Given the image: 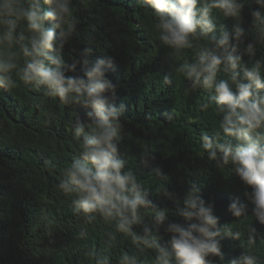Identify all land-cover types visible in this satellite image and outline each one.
Returning a JSON list of instances; mask_svg holds the SVG:
<instances>
[{
	"label": "trees",
	"instance_id": "1",
	"mask_svg": "<svg viewBox=\"0 0 264 264\" xmlns=\"http://www.w3.org/2000/svg\"><path fill=\"white\" fill-rule=\"evenodd\" d=\"M243 2L239 21L213 10V34L218 39L224 26L230 38L229 51L233 45L237 48L235 55H244L246 45L253 43L255 55H244V61H259L264 76V39L261 26L251 16L260 6L256 0ZM43 7L52 11L51 5ZM73 10L79 24L74 36L64 40L63 54L67 63L73 59L80 63L67 75L87 79L86 68L99 59L106 60L105 78L115 86L114 106L124 105L120 155L148 187L154 204L169 209V220L159 233L160 243L167 245L170 240L171 234L164 231L169 223H187L174 214L175 201L183 207L184 195L195 183L205 206H211L218 217L217 227L227 225L233 233L222 232L215 238L223 259L211 257L212 264H230L232 260L246 264L240 260L243 255L252 256L254 264H264V224L253 216L254 205L243 194L245 186L230 166L217 168L202 155L201 133L206 131L211 138L222 115L212 105L211 90H193L191 81L175 72L183 60L191 61L195 52L186 50L180 59L172 55L158 39L150 6L141 7L138 0H73ZM237 22L246 33L241 38L243 44L233 38ZM54 25L51 19L45 21L47 28ZM55 38L62 39L59 29H55ZM85 48L92 49L87 56L82 55ZM228 76L221 69L217 80ZM203 103H209V108L202 110ZM90 111L80 105L66 106L31 86L0 88V264H95L103 255L119 264L123 254L136 256L141 264H153L152 249L135 246L130 237L115 231L113 222L97 217L89 224L83 216L75 215L71 198L58 188L63 169L79 151L72 123L77 115L87 119ZM156 168L169 177L164 183L172 199L158 192L161 181L155 176ZM231 203L244 206L241 217L229 211ZM152 224L146 217L134 231L143 235V227ZM236 232L241 233L239 238ZM111 234L115 239H109Z\"/></svg>",
	"mask_w": 264,
	"mask_h": 264
},
{
	"label": "clouds",
	"instance_id": "2",
	"mask_svg": "<svg viewBox=\"0 0 264 264\" xmlns=\"http://www.w3.org/2000/svg\"><path fill=\"white\" fill-rule=\"evenodd\" d=\"M141 7L150 6L158 31V39L177 59L186 50L195 52L194 58L183 60L175 72L191 81L193 90H211L215 111L222 115L218 130L202 132V155L214 162L217 168L230 166L242 185L244 195L254 205L253 216L264 224V76L259 61L245 62L244 55L254 57L255 47L248 43L244 55H235L237 48L229 51V34L221 26V34L214 35L213 10L224 17L239 21L244 8L243 0H138ZM260 6L251 11L255 24L261 26L264 39V0H256ZM51 5L52 11L44 10ZM55 21L54 28L45 26L46 20ZM78 17L74 14L73 0H0V88L12 90L21 84L42 90L62 104H75L90 108L87 119L78 115L72 123V136L80 141L78 155L63 169L58 188L71 198L75 215L83 216L91 224L97 217L113 222L115 231L131 238L138 248L153 250V264H212L211 257L223 256L215 239L222 232L233 235L226 225L218 228V217L211 206H205L200 188L191 184L183 198V207L176 200L175 215L186 224L169 223L164 228L171 234L167 245L160 243V230L169 220V209L157 207L149 198V189L126 167L128 161L121 157L119 144L122 139L121 116L124 105L114 106L115 86L105 78L106 60L99 59L83 77L67 75L75 72L80 61L66 62L64 40L77 31ZM60 30L61 40L55 38ZM246 35L240 23L234 26V40L243 44ZM215 44V47L210 45ZM216 49L223 51L217 52ZM85 48L82 55L91 53ZM87 65L88 61L85 60ZM111 58L107 66H111ZM221 69L227 79L217 80ZM239 69V71H237ZM246 81L247 83H244ZM165 83L168 78L165 77ZM235 84V88L232 87ZM112 92L109 96L107 93ZM209 103L201 105L202 110ZM171 118V117H169ZM145 156L148 153H144ZM161 181L159 191L168 199L172 195L165 183L169 177L160 169H154ZM251 191H248V189ZM244 206L229 205L234 217H241ZM153 221L145 225L143 235L134 231L144 218ZM236 238L240 232L234 233ZM109 239H115L111 234ZM240 260L254 264V258L243 255ZM141 264L136 256L123 254L119 264ZM95 264H112L110 255L95 259ZM230 264H240L232 260Z\"/></svg>",
	"mask_w": 264,
	"mask_h": 264
}]
</instances>
